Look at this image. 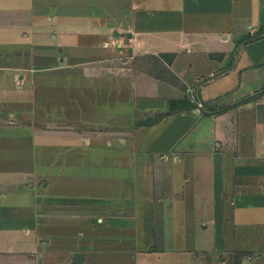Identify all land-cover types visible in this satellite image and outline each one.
<instances>
[{
    "label": "crops",
    "instance_id": "1",
    "mask_svg": "<svg viewBox=\"0 0 264 264\" xmlns=\"http://www.w3.org/2000/svg\"><path fill=\"white\" fill-rule=\"evenodd\" d=\"M262 31L264 0H0V264H264Z\"/></svg>",
    "mask_w": 264,
    "mask_h": 264
},
{
    "label": "trees",
    "instance_id": "2",
    "mask_svg": "<svg viewBox=\"0 0 264 264\" xmlns=\"http://www.w3.org/2000/svg\"><path fill=\"white\" fill-rule=\"evenodd\" d=\"M262 35H264V31H262V33L257 34L256 36H262Z\"/></svg>",
    "mask_w": 264,
    "mask_h": 264
},
{
    "label": "built area",
    "instance_id": "3",
    "mask_svg": "<svg viewBox=\"0 0 264 264\" xmlns=\"http://www.w3.org/2000/svg\"><path fill=\"white\" fill-rule=\"evenodd\" d=\"M199 106H201V104H199Z\"/></svg>",
    "mask_w": 264,
    "mask_h": 264
}]
</instances>
